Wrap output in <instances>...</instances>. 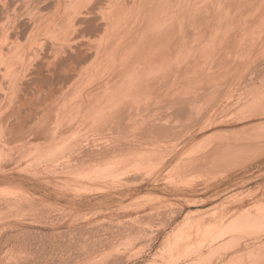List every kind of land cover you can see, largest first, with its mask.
<instances>
[{
	"label": "rangeland",
	"instance_id": "obj_1",
	"mask_svg": "<svg viewBox=\"0 0 264 264\" xmlns=\"http://www.w3.org/2000/svg\"><path fill=\"white\" fill-rule=\"evenodd\" d=\"M92 1L61 88L56 0H0V264H264V0Z\"/></svg>",
	"mask_w": 264,
	"mask_h": 264
},
{
	"label": "bare ground",
	"instance_id": "obj_2",
	"mask_svg": "<svg viewBox=\"0 0 264 264\" xmlns=\"http://www.w3.org/2000/svg\"><path fill=\"white\" fill-rule=\"evenodd\" d=\"M35 1H36V0H35ZM39 1H40V0H39ZM43 1H44V0H43ZM90 1H91V0H90ZM93 1H94V0H93ZM93 1H92V2H93ZM95 1H96V0H95ZM178 1H179V0H178ZM181 1H182V0H181ZM204 1L207 2V0H204ZM25 2H26V1H25ZM47 2H48V1H47ZM71 2H72V1H71ZM73 2H74V0H73ZM88 2H89V1H88ZM98 2H99V0H98ZM110 2H111V1H110ZM112 2H113V1H112ZM114 2H115V1H114ZM116 2H118V1H116ZM126 2H127V1H126ZM143 2H145V1L143 0ZM174 2H175V1H174ZM69 3H70V2H69ZM83 3H84V2H83ZM89 3H90V2H89ZM93 3H94V2H93ZM96 3H97V2H96ZM96 3H95V5H97ZM150 3H151V2H150ZM30 4H31V3H30ZM35 4H36V3H34V5H35ZM61 4H62V0H56V3H55V5H56L55 13H54L53 15H49V16H47V17L45 18V22H46L45 24H46V26H47V27L52 26L54 29L58 30V33H59V37H58L59 40H56V42H57V41H58V42L61 41V42H59V43L57 42V43H58V45H56L57 47L54 46V50L56 51L55 54H56V56H57L58 59L55 57V55H53V52H54L53 48H52V52H51V51H50V52L48 51L49 53L52 54V55H49L50 58H48V57L46 56V55H47V54H46L47 51H46L44 54H46L45 57H47V59H44V58H41V59H44V60H52V59H53L52 61H54L55 59H57V61H56L57 63L55 64V70H57V71H59V72L61 71V72L59 73V72H55V71H54L55 74H52V75H54V76H53V78L51 79V81L48 80V82H47V81L45 82V81H44L45 79H44L43 81H44L45 84H47V85H48V83L50 82L49 85L51 84V86H53V87L57 85L58 87L60 86V87L62 88V86L64 87L65 84H67L69 81H72V80H73V79L71 80L72 77L70 76V75H71V71H70V73H69V71H68L67 74H65V73L63 72V71L66 69V67H67V69H68V68L70 69V67L72 68V66H70L71 63L74 64V65H75V64L77 65L78 63L80 64V62H81L83 59H85L86 57H88V56H89L88 54H90V53H88V54L85 55V54L82 53V51L80 50V48H79V46H78L77 44L74 45V46L69 47L70 45L67 43V41H65V42L67 43L66 45H68V48H69V49H67V46L64 44V42H62V41H64V40L67 39V38H66V33H68L69 31L67 32L66 28L64 27V24H65L64 21H66V20H65L66 17L64 16L65 14H63V12H62V6H61ZM79 4H80V3H79ZM118 4H119V3H118ZM125 4H126V3H125ZM129 4H130V3H129ZM129 4H128V5H129ZM142 4H144V3H142ZM142 4H141V5H142ZM145 4H146V3H145ZM147 4H148V3H147ZM147 4H146V5H147ZM49 5H50V4H49ZM75 5H76V4H75ZM85 5H86V4H85ZM151 5H152V3H151ZM171 5H172V4H171ZM208 5H209V4H208ZM40 6H41V5H40ZM77 6H78V5H77ZM88 6L91 7L90 4H89ZM92 6H93V5H92ZM98 6H99V5H98ZM119 6H120V5H119ZM158 6H159V4H158ZM172 6H173V5H172ZM187 6H188V4H187ZM30 7H31V6H30ZM67 7H68V6H67ZM90 7H89V8H90ZM96 7H97V6H96ZM141 7H142V6H141ZM141 7H140V8H137V9L139 10V12L141 11V10H140ZM143 7H144V6H143ZM145 7H146V6H145ZM153 7H154V6H153ZM204 7H207V6H204ZM208 7H209V6H208ZM82 8H84V7H82ZM91 8H92V7H91ZM91 8H90V9H91ZM109 8H110V7H109ZM117 8H118V7H117ZM117 8H116V9H117ZM123 8H124V7H123ZM127 8H128V7H127ZM146 8H147V7H146ZM159 8H160V6H159ZM168 8H169V7H168ZM173 8H174V7H173ZM193 8H194V7H193ZM36 9H37V8H36ZM72 9H73V7H72ZM84 9H85V8H84ZM95 9H96V8H95ZM121 9H122V8H121ZM121 9L119 8V10H121ZM135 9H136V8H135ZM135 9H134V10H135ZM157 9H158V8H157ZM169 9H170V8H169ZM175 9H176V8H175ZM75 10H76V9H75ZM85 10H86V9H85ZM128 10H129V8H128ZM138 10H137V11H138ZM150 10H151V9H150ZM180 10H181V9H180ZM195 10H196V8H195ZM204 10H205V8H204ZM44 11H45V10H44ZM94 11H95V10H94ZM116 11H117V10H116ZM148 11H149V9H148ZM153 11H154V10H153ZM157 11H159V10H157ZM157 11H156V12H157ZM165 11H166V9H165ZM209 11H210V10H209ZM88 12L90 13V11H88ZM91 12H92V11H91ZM95 12H96V11H95ZM95 12H94V13H95ZM119 12H120V11H119ZM142 12H143V11H142ZM185 12H186V11H185ZM193 12H194V11H193ZM78 13H79V12H78ZM80 13H81V12H80ZM92 13H93V12H92ZM167 13H168V12H167ZM203 13H204V12H203ZM69 14H70V13H69ZM71 14H72V13H71ZM71 14H70V15H71ZM97 14H98V12H97ZM112 14H113V13H112ZM131 14H132V13H131ZM142 14H143V13H142ZM152 14H153V12H152ZM163 14H164V13H163ZM184 14H186V13H184ZM72 15L74 16V14H72ZM78 15H80V14H77L75 17L72 18L73 24L70 23L71 26H73L74 28H75V26H76L75 30H77V28H80V27H77V24H78V23H79V24H80V23H81V24L84 23V24H85V28H84V29H86V30L89 31L90 33H94L95 31H99V30L102 28V25H101L100 22H99V23H100V24H99L98 22H96V20H94V19H89V18H87V17L84 18V19L82 20V19H79V18H78V17H81V16H78ZM82 15H83V14H82ZM85 15L87 16L86 13L84 14V16H85ZM98 15H99V14H98ZM139 15H140V13H139ZM157 15H158V14H157ZM167 15H168V14H167ZM174 15H175V14H174ZM66 16H67V15H66ZM113 16H114V14H113ZM118 16H119V15H118ZM133 16H134V15H133ZM144 16H146V15L144 14ZM147 16H148V15H147ZM159 16H160V15H159ZM164 16H166V15H164ZM182 16H183V15H182ZM185 16H186V15H185ZM198 16H199V15H198ZM70 17H71V16H70ZM157 17H158V16H157ZM204 17H205V16H204ZM82 18H83V17H82ZM91 18H92V17H91ZM93 18H94V17H93ZM95 18H96V17H95ZM109 18H110V17H109ZM119 18H120V17H119ZM139 18H140V17H139ZM150 18H151V17H150ZM166 18H170V16H169V17H166ZM198 18H199V17H198ZM144 19H145V18H144ZM160 19H162V18H160ZM178 19H179V18H178ZM183 19H184V17H183ZM194 19H195V18H193V20H194ZM201 19H203V17H202ZM68 20H69V18H68ZM100 20L103 21L104 19H103V20L100 19ZM167 20H168V19H167ZM167 20H166V21H167ZM179 20H181V19H179ZM97 21H98V20H97ZM186 21H187V19H186ZM190 21H192V20H190ZM194 21H195V20H194ZM66 22H67V21H66ZM154 22H155V21H154ZM163 22H164V20H163ZM192 22H193V21H192ZM103 23H104V22H103ZM145 23H146V22H145ZM148 23H149V22H148ZM160 23H161V20H160ZM166 23H167V22H166ZM175 23H176V22H175ZM184 23L186 24V23H188V22H184ZM196 23H197V22H196ZM67 24H68V23H67ZM70 24H69V25H70ZM81 24H80V25H81ZM140 24H143V23H140ZM153 24H154V23H153ZM178 24H179V23L177 22V25H176L177 27H178ZM249 24H250V23H249ZM148 25H150V24H148ZM155 25H157V24H155ZM161 25H162V24H161ZM164 25H165V23H164ZM186 25H187V24H186ZM190 25H192V24H188L187 26H190ZM194 25H195V24H194ZM194 25H192V26H194ZM105 26H106V25H105ZM134 26H135V25H134ZM140 26H141V25H140ZM142 26H143V25H142ZM180 26H181V24L179 25V27H180ZM187 26H186V27H187ZM192 26H191V27H192ZM195 26H196V25H195ZM130 27H132V26H130ZM130 27H129V28H130ZM143 27H144V26H143ZM152 27H153V26H152ZM161 27H162V26H161ZM168 27H169V25H168ZM172 27H173L172 24H170L169 29H167V30H169V32L167 31L168 34H171V30H175L174 28L170 30V28H172ZM182 27H183V25H182ZM17 28H18V27H17ZM74 28L72 29V27H71V30L73 31ZM126 28H127V27H126ZM193 28H194V27H193ZM106 29H107V28H106ZM138 29H139V28H138ZM186 29H190V27H188V28H186ZM56 30H53V31L55 32ZM69 30H70V26H69ZM75 30H74V31H75ZM78 30H80V29H78ZM82 30H83V29H82ZM101 30H102V29H101ZM140 30H141V29H140ZM140 30H139V31H140ZM147 30H148V29H147ZM243 30H244V29H243ZM17 31H18V30H17ZM127 31H128V30H127ZM127 31H126V32H127ZM141 31H142V30H141ZM149 31H150V29H149ZM151 31H152V30H151ZM164 31H165V30H164ZM180 31H181V30H180ZM13 32H14V31H13ZM83 32H84V31H83ZM122 32H123V31H122ZM131 32H132V31H131ZM133 32H134V31H133ZM133 32H132V33H133ZM146 32H148V31H146ZM183 32H184V31H183ZM215 32H216V30H215ZM51 33H52V32H51ZM56 33H57V32H56ZM77 33H78V32H77ZM132 33H131V34H132ZM151 33H152V32H151ZM159 33H160V32H159ZM159 33H158V34H159ZM165 33H166V32H165ZM172 33L174 34L175 32L173 31ZM179 33H180V32H179ZM14 34H15V33H14ZM82 34H83V33H82ZM85 34H88V33H86V31H85ZM100 34H101V33H100ZM131 34H130L129 37H131ZM139 34H140V33H139ZM160 34H163V33L161 32ZM175 34H176V33H175ZM184 34H185V32H184ZM212 34H213V33H212ZM212 34H211V35H212ZM217 34H218V32H217ZM69 35H71V34H69ZM72 35H74V33H72ZM72 35H71V36H72ZM83 35H84V34H83ZM95 35H96V34H95ZM128 35H129V34H128ZM142 35H143V33H142ZM148 35H149V34H148ZM163 35L165 36V34H163ZM186 35H189V33L186 34ZM49 36H50V35H49ZM49 36H48V37H49ZM78 36H79V35H78ZM125 36H127V35H125ZM140 36H141V35H140ZM146 36H147V33H146ZM161 36H162V35H161ZM164 36H162V38L160 37V38H161V39H160V38H157L156 35H155V36H154L155 41L158 40V42H159V39H160V41H162V39L164 38ZM172 36H173V35H172ZM184 36H185V35H183V37H184ZM227 36H228V35H227ZM239 36H240V35H239ZM97 37H98V36H97ZM120 37H121V36H120ZM135 37H136V36H135ZM143 37H144V36H143ZM148 37H149V36H148ZM158 37H159V35H158ZM165 37H168V36H165ZM189 37H190V36H189ZM191 37H192V36H191ZM193 37H194V35H193ZM213 37H214V36H213ZM213 37H212V38H213ZM74 38H78V37L76 36V37H74ZM136 38H137V37H136ZM144 38H145V37H144ZM168 38H169V37H168ZM200 38H201V37H200ZM78 39H79V38H78ZM127 39H128V37H127ZM130 39H132V38H130ZM141 39H142V38H141ZM141 39H140V40H141ZM148 39H149V38H148ZM156 39H157V40H156ZM185 39H186V38H185ZM192 39H193V38H192ZM195 39H196V38H195ZM195 39H194V40H195ZM134 40H135V39H134ZM136 40H137V39H136ZM136 40H135V41H136ZM144 40H145V39H144ZM164 40H165V43H166V38H165ZM164 40H163V41H164ZM174 40H175V39H174ZM187 40H188V39H187ZM196 40H197V39H196ZM198 40H199V39H198ZM201 40H202V39H201ZM84 41H85V39H84ZM119 41H120V39H119ZM124 41H125V40H124ZM142 41H143V40H142ZM149 41H151V40H149ZM183 41L185 42L184 39H183ZM190 41H192V40L190 39ZM7 42H8V41H7ZM47 42H49V41H47ZM52 42H53V43H52ZM54 42H55V40H52V41H50L49 43H52V45H53ZM82 42H83V41H82ZM128 42H129V41H128ZM144 42H145V41H144ZM170 42H171V41H170ZM186 42H187V41H186ZM186 42H185V43H186ZM222 42H223V41H222ZM2 43H3V42H2ZM4 43H5V41H4ZM4 43H3V44H4ZM120 43H121V41H120ZM123 43H124V42H123ZM129 43L131 44V42H129ZM129 43H128V44H129ZM132 43H133V42H132ZM140 43H141V42H140ZM146 43H147V42H146ZM161 43H162V42H160V44H161ZM181 43H182V41H181ZM197 43H199V42H197ZM200 43H201V42H200ZM219 43H220V42H219ZM235 43H236V42H235ZM40 44H41V43H40ZM117 44H118V43H117ZM137 44H138V43H137ZM141 44H142V43H141ZM182 44H183V43H182ZM211 44H212V43H211ZM213 44H214V43H213ZM213 44H212V45H213ZM4 45H5V44H4ZM7 45H9V44H7ZM10 45H11V44H10ZM87 45H88V44H87ZM90 45L92 46V44H90ZM132 45H133V44H132ZM132 45H131V46H132ZM143 45H144V44H143ZM151 45H152V44H151ZM155 45H156V43H155ZM157 45H158V44H157ZM165 45H166V44H165ZM165 45H164V46H165ZM189 45H190V44H189ZM208 45H209V44H208ZM217 45H218V44H217ZM43 46H44V45H43ZM43 46H42V47H43ZM106 46H107V45H106ZM128 46H129V45H128ZM128 46H127V47H128ZM137 46H138V45H137ZM146 46H147V45H146ZM160 46H161V45H160ZM164 46H163L162 48H164ZM168 46H170V45H168ZM168 46H167V48H168ZM209 46H210V45H209ZM218 46H219V45H218ZM97 47H98V46H97ZM138 47H139V46H138ZM148 47H149V46H148ZM157 47H158V46H157ZM197 47H198V46H197ZM224 47H225V46H224ZM236 47H237V46H236ZM2 48H3V50H4V47H2ZM43 48H44V47H43ZM45 48H46V47H45ZM48 48H49V47H48ZM94 48H95V47H94ZM118 48H119V47H118ZM122 48H123V45H122ZM122 48H121V49H122ZM125 48H126V46H125ZM149 48H150V47H149ZM159 48H160V47H159ZM159 48H158V49H159ZM169 48H170V47H169ZM203 48H204V47H203ZM216 48H218V50H219V47L216 46ZM39 49H40V48H39ZM98 49H99V48H98ZM98 49H97V50H98ZM119 49H120V48H119ZM119 49H118V52H119ZM121 49H120V50H121ZM133 49H134V48H133ZM145 49H146V48H145ZM160 49H161V48H160ZM170 49H171V48H170ZM206 49L208 50V48H206ZM206 49H205V50H206ZM209 49H210V47H209ZM32 50H33V49H32ZM36 50H37V48H36ZM42 50H43V49H42ZM46 50H47V49H46ZM48 50H49V49H48ZM122 50H123V49H122ZM122 50H121V51H122ZM135 50H136V49H135ZM137 50H138V49H137ZM171 50H173V49H171ZM180 50L182 51L183 49H180ZM188 50H189V49H188ZM190 50H191V48H190ZM205 50H204V52H205ZM207 50H206V51H207ZM115 51H116V50H115ZM132 51H133V50H132ZM147 51H148V50H146V52H147ZM161 51H162V50H161ZM166 51H167V50H166ZM166 51H165V52H166ZM168 51H169V50H168ZM173 51H174V50H173ZM228 51H229V50H228ZM34 52H35V51H34ZM38 52H40V51H38ZM41 52H42V51H41ZM41 52H40V54H41ZM43 52H44V51H43ZM57 52H58V55H59V56L57 55ZM135 52H136V51H135ZM135 52H134V54H135ZM146 52H144V53H146ZM158 52H159V51H158ZM163 52H164V51H163ZM170 52H172V51H170ZM226 52H227V51H226ZM235 52H236V51H235ZM127 53H128V52H127ZM147 53H148V52H147ZM149 53H150V52H149ZM151 53H152V52H151ZM151 53H150V54H151ZM166 53H168V52H166ZM174 53H176V52H174ZM183 53H184V52H183ZM214 53H215V52H214ZM214 53H213V54H214ZM217 53H219V52H217ZM228 53H229V52H228ZM40 54H39V55H40ZM42 54H43V53H42ZM42 54H41V55H42ZM163 54L165 55V53H163ZM179 54H180V53H179ZM179 54H178V55H179ZM204 54H205V53H204ZM246 54H247V53H246ZM39 55L37 56L38 58H40ZM90 55H91V54H90ZM135 55H136V54H135ZM146 55H147V54H146ZM164 55H163V56H164ZM166 55H167V54H166ZM168 55H169V54H168ZM194 55H195V54H194ZM43 56H44V55H43ZM51 56H52V57H51ZM130 56H131V54H130ZM133 56H134V55H133ZM144 56H145V55H144ZM170 56H171V55H170ZM172 56H173V55H172ZM207 56H208V55H207ZM219 56H220V55H219ZM53 57H54V58H53ZM114 57H115V55H114ZM140 57L142 58V53L140 54L139 58H140ZM149 57L151 58V56H149ZM157 57H158V56H157ZM176 57H177V56H176ZM176 57H175V58H176ZM230 57H231V56H230ZM1 58H2V56H1ZM1 58H0V59H1ZM101 58H102V57H101ZM136 58H137V57H136ZM150 58H149V59H150ZM155 58H156V57H155ZM161 58H162V57H161ZM165 58H167V57H165ZM165 58H164V59H165ZM168 58H169V56H168ZM168 58H167V59H168ZM170 58H171V57H170ZM194 58H195V57H194ZM227 58H228V57H227ZM132 59H133V58H132ZM144 59H145V58H144ZM158 59H159V58H158ZM158 59H157V60H158ZM94 60H95V59H94ZM135 60H137V59H135ZM150 60H151V59H150ZM201 60H203V59H201ZM212 60H213V59H212ZM212 60H211V61H212ZM5 61H6V60H5ZM128 61H129V60H128ZM142 61H143V60H142ZM144 61H145V60H144ZM159 61H160V60H159ZM161 61H162V60H161ZM54 62H55V61H54ZM68 62L70 63L69 66H67V65H68ZM89 62H90V61H89ZM92 62H93V61H92ZM92 62H91V63H92ZM140 62H141V61L137 62V64L140 63ZM148 62H149V61H148ZM167 62H168V61H167ZM175 62H176V61H175ZM175 62H174V64H175ZM201 62H202V61H201ZM204 62H205V61H204ZM120 63H121V62H120ZM143 63H145V62H143ZM153 63H154V62H153ZM161 63H162V62H161ZM165 63H166V61H165ZM178 63H179V62H178ZM210 63H211V62H210ZM237 63H239V62H237ZM6 64H7V63H6ZM122 64H123V62H122ZM131 64H132V63H131ZM158 64H159V63H158ZM162 64H163V63H162ZM188 64H189V63H188ZM74 65H73V67L76 66V65H75V66H74ZM120 65H121V64H120ZM123 65H124V64H123ZM144 65H145V64H144ZM204 65H205V64H204ZM80 66H82V65H80ZM140 66H141V65H140ZM147 66H148V64H147ZM153 66H154V65H153ZM159 66H160V65H159ZM200 66H201V64H200ZM214 66H215V65H214ZM214 66H213V67H214ZM237 66H239V65H237ZM237 66H236V68H237ZM76 67H77V66H76ZM82 67L84 68V66H82ZM99 67H100V66H99ZM161 67H162V66H161ZM186 67H187V66H186ZM78 68H79V67H77V69H78ZM128 68H130V67L128 66ZM48 69H49V70H48ZM50 69H51V68H48V67H47V70H46V71H49V72L52 71L51 73H53V70H50ZM73 69H74V68H73ZM187 69H188V68H187ZM29 70H30V69H29ZM29 70H28V71H29ZM71 70H72V69H71ZM75 70H76V69H75ZM84 70H85V69H84ZM84 70H83V71H84ZM195 70H197V67L195 68ZM204 70H205V69H204ZM32 71H33V69H32ZM46 71H45V73H46ZM87 71H89V70H87ZM143 71H144V70H143ZM143 71H142V72H143ZM154 71H155V70H154ZM10 72H11V71H10ZM10 72H9V73H10ZM34 72H35V71H34ZM34 72H33V73H34ZM41 72H42V71H41ZM41 72L38 71L39 76H40V73H41ZM49 72H47V74H45V75H48ZM72 72H73V71H72ZM80 72H81V71H80ZM84 72H85V71H84ZM27 73H28V72H27ZM36 73H37V72H36ZM43 73H44V72H43ZM43 73H42V74H43ZM51 73H50V75H51ZM56 73H58V74H56ZM75 73H76V71H75ZM81 73H82V72H81ZM104 73H105V72H104ZM132 73H133V72H132ZM134 73H136V72H134ZM177 73H178V72H177ZM202 73H203V72H202ZM204 73H205V72H204ZM13 74H15V73H13ZM30 74H31V73H30ZM30 74H29V76H30ZM34 74H35V73H34ZM68 74H69V75H68ZM77 74H78V72H77ZM91 74H92V73H91ZM159 74H160V73H159ZM9 75H10V74H9ZM45 75H44V76L41 75V76L45 77ZM52 75H51V76H52ZM75 75H76V74H75ZM75 75H74V76H75ZM82 75H83V74H82ZM84 75H85V74H84ZM133 75H134V74H133ZM136 75H137V74H136ZM167 75H168V74H167ZM193 75H194V74H193ZM201 75H202V74H201ZM13 76H14V75H13ZM92 76H93V75H92ZM122 76H123V75H122ZM130 76H131V75H130ZM137 76H138V75H137ZM142 76H143V74H142ZM149 76H150V75H149ZM161 76H162V75H161ZM186 76H187V75H186ZM76 77H78V75H77ZM76 77H75V78H76ZM110 77H111V76H110ZM205 77H206V76H205ZM40 78L42 79V77H40ZM129 78H131V77H129ZM132 78H133V77H132ZM160 78H161V77H160ZM32 79H33V78H32ZM41 79H40V80H41ZM81 79H82V78H81ZM197 79H198V78H197ZM38 80H39V78H38ZM40 80H39V81H40ZM46 80H47V76H46ZM194 80H195V79H194ZM30 81H31V79H30ZM41 81H42V80H41ZM43 81H42V82H43ZM136 81L138 82L139 80H136ZM143 81H144V80H143ZM28 82H29V81H28ZM36 82H37V81H36ZM44 82H43V83H44ZM104 82H105V81H104ZM185 82H186V81H185ZM194 82H196V81H194ZM135 83H136V82H135ZM135 83H134V85H135ZM141 83H142V81H141ZM197 83H198V82H197ZM30 84H31V83H30ZM37 84H38V83H37ZM81 84H82V83H81ZM106 84H107V83H106ZM111 84H112V83H111ZM139 84H140V83H139ZM160 84H161V83H160ZM31 85H32V84H31ZM34 85H35V84H34ZM34 85H33V86H34ZM72 85H73V84H72ZM74 85H75V84H74ZM117 85H118V84H117ZM130 85H131V84H130ZM189 85H190V84H189ZM221 85H222V84H221ZM51 86H50V87H51ZM57 86H56V87H57ZM104 86H105V85H104ZM106 86H107V85H106ZM138 86H139V85H138ZM142 86H143V85H142ZM147 86H149V85H147ZM180 86H182V85H180ZM184 86H185V85H184ZM36 87H37V86H36ZM56 87H55V88H56ZM72 87H73V86H72ZM72 87H70V88H72ZM81 87H82V86H81ZM134 87H135V86H134ZM144 87H145V86H144ZM167 87H168V86H167ZM221 87H222V86H221ZM3 88H4V87H3ZM19 88H20V87H19ZM37 88H39V87H37ZM37 88H36V89H37ZM70 88H69V89H70ZM73 88H74V87H73ZM119 88H120V87H119ZM135 88H136V87H135ZM21 89H22V88H21ZM52 89H53V88H52ZM110 89H111V88H110ZM23 90H24V89H23ZM54 90H55V89H54ZM71 90H72V89H71ZM75 90H76V89H75ZM122 90H123V89H122ZM168 90H169V89H168ZM51 91H52V90H51ZM59 91H60V90H59ZM108 91H109V90H108ZM201 91H202V90H201ZM56 92H57V91H56ZM67 92H68V91H67ZM69 92H70V90H69ZM72 92H73V90H72ZM113 92H114V91H113ZM209 92H210V91H209ZM3 93H4V92H3ZM49 93H50V92H49ZM65 93H66V92H65ZM67 94H69V93H67ZM71 94H72V93H71ZM46 95H48V94H46ZM85 95H86V94H85ZM91 95H92V94H91ZM43 96H45V95H43ZM72 96H73V95H72ZM38 97H39V94H38ZM45 97H46V96H45ZM113 97H114V96H113ZM158 97H159V96H158ZM19 98H20V97H19ZM47 98H48V97H47ZM54 98H55V96H54ZM56 98H57V97H56ZM88 99H89V98H88ZM96 99H97V97H96ZM98 99H99V97H98ZM27 100H28V99H27ZM38 100H39V99H38ZM63 100H64V99H63ZM66 100H67V99H66ZM101 100H102V99H101ZM15 101H16V100H15ZM25 101H26V100H25ZM25 101H24V103H25ZM104 101H105V100H104ZM160 101H161V100H160ZM176 101H177V100H176ZM21 102H22V101H21ZM28 102H29V101H28ZM45 102H47V101H45ZM61 102H62V101H61ZM100 102H101V101H100ZM107 102H108V101H107ZM191 102H192V101H187V100H184V101H181V100L179 101V100H178V102H175V103L173 102L174 105H176V104L178 105V106L176 105V106H177V111H174V112H176V113H180V114H184V115H185V113L187 112V110H188V111L192 110V109H191V108H192V107H191V104H192ZM32 103H33V102H32ZM43 103H44V102H43ZM51 103L53 104V101H52ZM94 103H95V102H94ZM97 103H98V102H97ZM101 103H103V102H101ZM3 104H4V103H3ZM19 104H21V103H19ZM47 104H48V103H47ZM47 104H46V105H47ZM56 104H57V103H56ZM48 105H49V104H48ZM87 105H88V104H87ZM93 105H94V104H93ZM96 105H97V104H96ZM109 105H110V104H109ZM179 105H180V106H179ZM3 106H4V105H3ZM21 106H23V104H22ZM53 106H54V105H53ZM59 106H60V105H59ZM75 106H76V105H75ZM78 106H80V105H78ZM90 106H91V105H89V108H90ZM94 106H95V105H94ZM101 106H102V105H101ZM171 106H172V105H171ZM39 107H40V106H39ZM111 107H112V106H111ZM190 107H191V108H190ZM36 108H37V107H36ZM44 108H46V107H44ZM50 108H51V107H49V109H50ZM53 108H54V107H53ZM106 108H107V107H106ZM19 109H20V108H19ZM46 109H48V108H46ZM71 109H72V108H71ZM76 109H77V108H76ZM93 109H94V108H93ZM107 109H108V108H107ZM175 109H176V108H175ZM189 109H190V110H189ZM36 110H37V109H36ZM44 110H45V109H44ZM55 110H56V109H55ZM55 110H54V111H55ZM86 110L88 111V109H86ZM90 110H91V109H90ZM90 110H89V111H90ZM100 110H101V109H100ZM102 110H103V109H102ZM200 110H201V109H200ZM33 111H34V110H33ZM54 111H53V112H54ZM69 111H70V110H69ZM73 111H74V110H73ZM126 111H127V110H126ZM126 111H125V112H126ZM13 112H14V111H13ZM35 112H36V111H35ZM46 112H48V111H46ZM85 112H86V111H85ZM90 112H91V111H90ZM104 112H105V111H104ZM190 112H191V111H190ZM193 112H194V111H193ZM196 112H197V111H196ZM28 113H29V112H28ZM37 113H38V112H37ZM42 113H43V112H42ZM198 113H199V112H198ZM14 114H15V113H14ZM46 114H47V113H46ZM48 114H49V113H48ZM84 114H86V113H84ZM97 114H98V113H97ZM97 114H96V115H97ZM107 114H108V113H107ZM123 114H124V111H123ZM171 114H172V113H171ZM180 114H179V116H180ZM187 114H189V112H188ZM191 114H192V113H191ZM18 115H19V114H18ZM66 115H67V114H66ZM99 115H100V114H99ZM118 115H120V114H118ZM124 115H125V114H124ZM189 115H190V114H189ZM36 116H38V115H36ZM44 116H45V114H44ZM51 116H52V114H51ZM67 116H68V115H67ZM104 116H105V115H104ZM120 116H121V115H120ZM174 116H175V115H174ZM177 116H178V115H177ZM22 117H23V116H22ZM38 117H39V116H38ZM41 117H42V116H41ZM49 117H50V116H49ZM74 117H75V116H74ZM85 117H86V116H85ZM93 117H94V116H93ZM106 117H107V115H106ZM108 117H109V116H108ZM121 117H123V116H121ZM191 117H192V115H191ZM51 118L53 119V117H50V119H51ZM65 118H66V117H65ZM67 118L70 119L69 117H67ZM101 118H102V117H101ZM35 119H36V118H35ZM45 119H46V118H45ZM47 119H48V118H47ZM78 119H79V118H78ZM107 119H108V118H107ZM31 120H32V119H31ZM31 120H30V121H31ZM70 120H71V119H70ZM81 120H83V119H81ZM81 120H80V122H81ZM100 120H101V119H100ZM124 120H125V119H124ZM18 121H19V120H18ZM43 121H44V120H43ZM50 121H52V120H50ZM65 121H66V120H65ZM78 122H79V121H78ZM261 122H262V121H261ZM22 123H23V122H22ZM32 123H33V122H32ZM48 123H51V122L48 121ZM71 123H72V122H71ZM263 123H264V122H263ZM52 124H53V123H52ZM4 125H5V124H4ZM32 125H33V124H32ZM46 125H47V124H46ZM48 125H49V124H48ZM62 125H63V124H62ZM62 125H61V126H62ZM91 125H92V124H91ZM37 126H38V125H37ZM54 126H55V125H53V128H55ZM64 126H65V125H64ZM73 126H74V125H73ZM15 127H16V125H15ZM15 127L13 126V128H15ZM22 127H23V126H22ZM50 127H51V126H49V128H50ZM66 127H67V126H66ZM17 128H18V126H17ZM51 128H52V127H51ZM59 128H60V127H59ZM109 128H110V127H109ZM257 128H258V127H257ZM258 129H259V128H258ZM3 130H4V129H3ZM41 130H43V129H41ZM58 130H59V129H58ZM75 130H76V129H75ZM249 130H250V129H249ZM79 131H80V130H79ZM158 131H159V129H158ZM158 131H157L156 133H159V134H160L161 132H160V131L158 132ZM42 132H43V131H42ZM62 132H63V131H62ZM154 132H155V130H154ZM15 133H16V132H15ZM23 133H24V132H23ZM21 134H22V133H21ZM25 134H26V133H25ZM42 134H43V133H42ZM44 134H45V132H44ZM47 134H48V133H47ZM49 134H50V133H49ZM60 134H61V132H60ZM47 136H48V135H47ZM40 137H41V136H40ZM61 137H62V136H61ZM246 137H247V136H246ZM246 137H245V138H246ZM251 137H252V136H251ZM44 138H45V137H44ZM60 139H61V138H60ZM6 140H7V139H6ZM13 140H14V139H13ZM249 140H251V139H249ZM8 141H9V140H8ZM10 141H11V140H10ZM20 142H21V141H20ZM5 143H6V142H5ZM135 144H137V143H135ZM227 145H228V144H227ZM229 145H230V144H229ZM21 146H22V145H21ZM23 146H24V145H23ZM63 146H64V145H62V147H63ZM219 146H220V145H219ZM222 146H223V145H222ZM222 146H221V147H222ZM237 146L240 147V145H237ZM242 146H243V145H242ZM242 146H241V147H242ZM64 147H65V146H64ZM73 147H74V146H73ZM226 147H228V146H226ZM226 147H225V148L223 147L222 149H227ZM229 147H230V146H229ZM67 148H68V146H67ZM69 148H70V147H69ZM232 148H233V147H231V149H232ZM59 149H60V148H59ZM70 149H73V148H70ZM228 149H229V148H228ZM231 149L228 150L229 153H230ZM234 149H235V147H234ZM244 149H245V148H244ZM213 150H214V149H213ZM213 150H212V151H213ZM217 150H218V149H217ZM238 150H240V149L238 148ZM223 151H224V150H223ZM233 151H234V150H233ZM236 151H237V150H236ZM210 152H211V151H210ZM224 152H225V151H224ZM226 152H227V151H226ZM241 152H242V151H241ZM229 153L227 152V153H226V156L229 155ZM216 154H217V153H216ZM222 154H223V153H222ZM230 154H232V153H230ZM233 154H234V153H233ZM223 156H225V154H224ZM236 156H237V154H236ZM1 157H2V156H1ZM229 157H230V156H229ZM233 157H234V156H233ZM237 157H238V156H237ZM148 160H149V159H148ZM148 160H147V161H148ZM144 161H146V159L143 160V162H142V161H141V162L144 163ZM150 161H151V159H150ZM229 162H230V161H229ZM144 164H145V163H144ZM15 224H16V223H15ZM13 225H14V224H13ZM13 225H12V226H13ZM16 225H17V224H16ZM16 225H14V226H16ZM11 228H12V227H11Z\"/></svg>",
	"mask_w": 264,
	"mask_h": 264
}]
</instances>
